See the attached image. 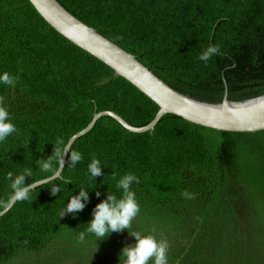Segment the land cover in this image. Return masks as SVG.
Here are the masks:
<instances>
[{"label":"trees","instance_id":"16d2710c","mask_svg":"<svg viewBox=\"0 0 264 264\" xmlns=\"http://www.w3.org/2000/svg\"><path fill=\"white\" fill-rule=\"evenodd\" d=\"M55 1L179 94L209 104L224 91L226 98L264 94V0ZM209 44L221 54L205 63L198 56ZM4 72L18 77L15 87L0 83L17 131L0 142V201L11 192L10 171L31 169L25 185L51 176L59 158L50 172L36 161L53 154L57 139L63 150L95 113L141 127L158 109L54 31L28 0H0ZM73 150L83 156L75 168L66 154L59 177L0 216V264H119L120 250L135 243L128 231L167 239L168 264H264V132L218 131L164 114L152 130L132 133L101 116L67 153ZM93 158L103 173L94 179ZM127 173L140 180L131 185L140 207L131 229L101 240L86 234L79 243L95 205L108 192L121 197L117 182ZM81 187L89 197L83 210L60 218ZM185 189L196 198L184 199Z\"/></svg>","mask_w":264,"mask_h":264},{"label":"water","instance_id":"95a60500","mask_svg":"<svg viewBox=\"0 0 264 264\" xmlns=\"http://www.w3.org/2000/svg\"><path fill=\"white\" fill-rule=\"evenodd\" d=\"M28 2L37 14L60 36L105 64L115 75L129 82L158 107L152 120L141 127L130 126L110 111L95 113L83 129L68 139L63 148V151H65V155L62 157L63 160L74 139L86 133L101 116L112 118L122 128L132 133H143L152 130L164 114H172L187 122L218 131L264 132V94L226 98V91H224L223 98L218 104L193 100L169 88L136 61L132 55L75 19L55 0H28ZM62 166L59 162L56 171L51 176L35 183L41 185L59 177ZM12 204L9 203L4 207L0 211V216Z\"/></svg>","mask_w":264,"mask_h":264},{"label":"clouds","instance_id":"9594fccd","mask_svg":"<svg viewBox=\"0 0 264 264\" xmlns=\"http://www.w3.org/2000/svg\"><path fill=\"white\" fill-rule=\"evenodd\" d=\"M220 46L215 44H209L205 50L201 52L198 59L207 63L213 56L219 55ZM18 82V77L10 75L8 72H4L0 75V83H3L9 87H15ZM5 98L0 96V142L17 129L13 123L10 122L9 112L4 106ZM63 144L61 139H57L56 146H54V152L46 159H38L36 163L40 166L41 171L50 172L53 168V156L59 158V162L63 165L65 161L62 157L65 155V151L62 150L60 145ZM68 167L75 168L76 164L83 159L82 154L79 151H71L67 153ZM100 161L93 158L88 164V172L94 179L97 176L103 175L101 171ZM116 174L112 173V178L115 179ZM32 177V170L25 168L22 173L15 174L8 172L6 179L10 181L9 187L11 192L7 201H0V207H6L9 203L30 201L31 193L40 186L34 181L28 185H25V178ZM140 183L137 176L132 173L125 174L117 182V188L122 190L120 198L113 193L108 192L106 199L95 205L92 210V219L87 224V229L77 233L76 239L79 243L85 241L86 234H94L98 240H101L108 236L111 232H120L122 230L131 229L132 221L136 218L140 212L139 204L136 200L135 193L131 190L133 183ZM71 183V181H67ZM60 193V187L52 186L51 195L56 196ZM100 192H96V196L99 197ZM181 196L187 200H193L196 198L195 193L189 192L187 189L181 192ZM89 199L88 192L85 188L81 187L79 192L75 196H70L68 203L64 210L60 213V218L65 213H75L83 210L85 203ZM195 219L200 220V217ZM155 231V229H153ZM129 235L135 239V243L127 245L120 250L118 257L119 264H149L152 261L153 264H168L167 254L169 250V242L167 239L157 240L155 236L148 234L142 235L138 231H128Z\"/></svg>","mask_w":264,"mask_h":264}]
</instances>
